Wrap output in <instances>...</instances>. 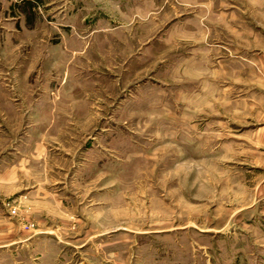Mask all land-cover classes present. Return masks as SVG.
Listing matches in <instances>:
<instances>
[{
  "label": "rangeland",
  "instance_id": "1",
  "mask_svg": "<svg viewBox=\"0 0 264 264\" xmlns=\"http://www.w3.org/2000/svg\"><path fill=\"white\" fill-rule=\"evenodd\" d=\"M262 4L4 1L0 264H264Z\"/></svg>",
  "mask_w": 264,
  "mask_h": 264
},
{
  "label": "crops",
  "instance_id": "2",
  "mask_svg": "<svg viewBox=\"0 0 264 264\" xmlns=\"http://www.w3.org/2000/svg\"><path fill=\"white\" fill-rule=\"evenodd\" d=\"M4 1L7 2L8 0H0V9L3 10V13L5 12L4 10H6V8H7L5 5L3 6ZM13 1H17V0H13ZM263 2H264V0H263ZM259 8H260V9H264V5H263V4H262V5H259ZM7 11L10 12V10H7ZM26 78H27V77H26ZM262 187H263V189H264V184H263Z\"/></svg>",
  "mask_w": 264,
  "mask_h": 264
}]
</instances>
